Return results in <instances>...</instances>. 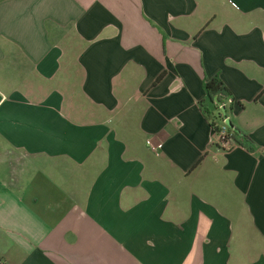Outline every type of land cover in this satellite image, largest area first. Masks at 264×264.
Masks as SVG:
<instances>
[{"label": "crops", "instance_id": "obj_1", "mask_svg": "<svg viewBox=\"0 0 264 264\" xmlns=\"http://www.w3.org/2000/svg\"><path fill=\"white\" fill-rule=\"evenodd\" d=\"M0 264H264V0H0Z\"/></svg>", "mask_w": 264, "mask_h": 264}, {"label": "trees", "instance_id": "obj_2", "mask_svg": "<svg viewBox=\"0 0 264 264\" xmlns=\"http://www.w3.org/2000/svg\"><path fill=\"white\" fill-rule=\"evenodd\" d=\"M204 88L207 98L201 103V109L206 120L212 127L215 128L218 126V119L220 115L217 103L224 102V100L229 96L230 92L222 79L217 75L207 80L204 84ZM232 140H235L242 145L248 146L246 137L238 129H235Z\"/></svg>", "mask_w": 264, "mask_h": 264}, {"label": "built area", "instance_id": "obj_3", "mask_svg": "<svg viewBox=\"0 0 264 264\" xmlns=\"http://www.w3.org/2000/svg\"><path fill=\"white\" fill-rule=\"evenodd\" d=\"M231 3L235 7H237V5L233 1H231ZM233 102H234L233 98L228 96L224 100V102L217 103L220 112L218 119L219 123L217 127L215 128L212 127V128L217 137L218 144L223 151H231L232 149L240 146L249 150L248 146L242 145L239 142L232 140V136L234 135L235 129L230 127L227 124V121L229 119V107L233 104Z\"/></svg>", "mask_w": 264, "mask_h": 264}]
</instances>
